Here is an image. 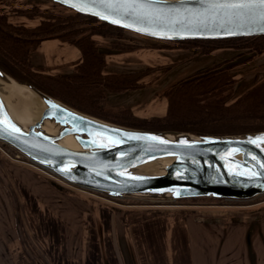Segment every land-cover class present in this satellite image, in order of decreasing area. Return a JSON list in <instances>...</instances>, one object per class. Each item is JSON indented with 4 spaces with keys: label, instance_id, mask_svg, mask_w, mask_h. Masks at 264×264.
<instances>
[{
    "label": "water",
    "instance_id": "95a60500",
    "mask_svg": "<svg viewBox=\"0 0 264 264\" xmlns=\"http://www.w3.org/2000/svg\"><path fill=\"white\" fill-rule=\"evenodd\" d=\"M49 1L155 41L264 36L258 10L206 11L202 0H157L159 15L151 16H130L107 6L115 0ZM18 92L34 94L44 104L40 121L29 127L11 112L20 107ZM47 122L53 131L46 130ZM68 137L79 149L63 143ZM261 138L264 131L197 136L118 125L80 112L0 69V140L70 185L112 198L247 201L264 195Z\"/></svg>",
    "mask_w": 264,
    "mask_h": 264
},
{
    "label": "crops",
    "instance_id": "0c3cea01",
    "mask_svg": "<svg viewBox=\"0 0 264 264\" xmlns=\"http://www.w3.org/2000/svg\"><path fill=\"white\" fill-rule=\"evenodd\" d=\"M15 1L17 0H0V11L11 14L16 7ZM20 18L28 20L27 23L30 24H18L32 27L38 23L29 21L32 19ZM105 41L107 39H101L102 44ZM160 43L157 47L141 45L128 52L101 48L106 55L104 75L152 70L141 81L145 83L141 88L109 93L108 106L130 109L140 118L164 116L168 101L161 96L163 91L219 66H233L231 74L239 81L236 84L237 90H247L264 78V54L249 58L251 54H247L245 50L222 48L204 55L200 48H175L167 44L170 42ZM30 61L37 70L51 75L70 76L82 61V53L67 42L48 39L42 41L31 53ZM9 165L0 157V201L8 197L13 202L4 205L6 216L12 210L16 218L9 220L10 225L28 226L34 232L45 234L49 242L58 243L57 249L49 247L44 252L47 257L49 254L51 264H87V259L92 260L93 264H264L263 208L254 210L252 216L237 225L221 222L211 224L199 221L196 217L133 213L129 216V235L123 239L119 237L118 244V241L111 239L108 230H105L103 236H99L95 223L92 234L85 231L84 221L79 220V225L76 224L75 228L61 200V204L50 205L39 193L36 186L38 187V183L44 184L43 180L27 170ZM63 212L65 215H61ZM71 236L73 240L70 239ZM76 238L79 249L73 245ZM22 240L24 239L20 236L13 238V247L9 246V249H18L15 257L20 259L19 264H41L40 261L36 262L34 252L27 254L24 247L21 248ZM36 241L41 242L37 238ZM0 242L10 255L5 238ZM124 245L125 250H122ZM4 257L5 254H0V263L4 261Z\"/></svg>",
    "mask_w": 264,
    "mask_h": 264
},
{
    "label": "trees",
    "instance_id": "16d2710c",
    "mask_svg": "<svg viewBox=\"0 0 264 264\" xmlns=\"http://www.w3.org/2000/svg\"><path fill=\"white\" fill-rule=\"evenodd\" d=\"M70 11L72 14L68 16H45L32 27L13 23L10 14L0 12V69L15 80L28 82L80 112L130 128L177 131L197 136L264 131V80L235 98V79L229 74L231 66H219L167 88L161 93L168 101L164 116L140 118L130 109L111 108L107 104L109 93L141 88L145 84L141 81L152 70L104 75L106 55L101 51V39H121L124 30ZM13 14L34 20L18 11ZM48 39L62 40L81 51L82 61L72 75H51L33 67L31 53ZM175 43V48H200L204 55L222 48L264 53V36ZM121 46L118 48V44H114L112 47L123 52L140 47L129 43Z\"/></svg>",
    "mask_w": 264,
    "mask_h": 264
},
{
    "label": "rangeland",
    "instance_id": "374dc122",
    "mask_svg": "<svg viewBox=\"0 0 264 264\" xmlns=\"http://www.w3.org/2000/svg\"><path fill=\"white\" fill-rule=\"evenodd\" d=\"M15 3L16 7L12 10V13H14V11H18L25 15H30L34 18V20H29L32 21V23H35V21L39 22L45 16H49L51 14H56L58 16H68L72 14L69 9L61 5L59 6V4L57 5L56 3H53L49 0H17L15 1ZM12 13L10 14V21L13 23L18 24L28 22V20H23L20 17L24 19H30L26 16H18ZM120 35L121 39H118V37L103 38L107 39V41L103 42V44L101 43V48L104 47L109 50H114L115 47H112L114 44H118V48H121V45H126L128 43L139 46L142 45L143 47H157L159 44L161 45L160 41L142 37L125 30ZM126 36H129V38H127ZM167 44H171L174 47L176 46L175 42H170ZM245 51L247 54H251V57L249 58L259 57L264 54H256L255 52L249 51L247 49ZM232 68L233 66H231L229 74L235 79V98H238L244 92L264 80L263 78L260 82H257L247 90H237L236 84L239 81L231 74ZM146 77H148V75H146L145 78ZM11 150L12 151L10 152L12 154L17 153L13 149ZM0 157L4 158L8 163H10V165L20 167L25 171L27 170L31 175L43 180L44 184L38 183V187L36 186L39 193L42 194V197H44L45 200L49 201L50 205L51 203H59V201L61 200V203L63 202L64 207L67 208L66 214L70 216L71 222H73L72 225H74L75 228L76 224L79 225V220L80 222L84 221L86 224L85 231L88 230L87 232L92 234L94 233L93 229L95 223V228L97 229V234H99V236H103L105 234V230H108L107 233L112 236L111 239L113 241H118V244L120 243L118 239L119 237L120 239H123V237L129 235V216L133 213H150L162 216H187L191 218L196 217L199 221L211 224L221 222L237 225L243 223L245 219L252 216L255 213L254 210H259L260 208L264 209V195H260L254 199L247 201H230L226 199L212 198H194L182 200L112 198L101 192L91 191L70 185L47 169L40 167L41 169L39 170L38 168L31 166V160L29 162V160L25 156H22V158L18 160H12L0 151ZM25 181L27 183H30V181L28 180ZM8 202H10L8 197L6 198V200L0 201V240L3 237L5 238L6 242H8V245L6 246H8V250H10L11 254L9 255L7 252H5L3 243L0 242V254H5L4 261H2L0 264L20 263V259L15 257V252L18 249H12L13 242L11 241L13 240V238L17 239L18 236L24 239L22 240L23 246H21V248L23 249L24 247V251H26L27 254H30L31 251L34 252L37 258V263L38 261H40L41 264H51L49 260V254L47 257L44 252L47 250V248L49 249V247L50 249L51 247L57 249L58 243L49 242L45 234L42 235L40 234L41 232H34V230L29 228L28 226L10 225L11 221L9 220H14L16 218V214L12 210H9L7 212L8 217L6 216L4 205ZM61 215H65V213ZM15 225H17V222ZM36 238L39 241L41 240V242L37 243ZM70 239L73 240L74 238L71 236ZM76 242L77 238L73 245L78 247V244ZM130 243L131 242L129 241V246ZM9 246L12 247L9 249ZM122 250H125V245L122 246ZM36 253L38 254V256ZM86 262L87 264L89 262V264H93L92 260L90 259H87ZM106 263L109 264L108 262ZM76 264H78V262Z\"/></svg>",
    "mask_w": 264,
    "mask_h": 264
},
{
    "label": "snow or ice",
    "instance_id": "6c2138e0",
    "mask_svg": "<svg viewBox=\"0 0 264 264\" xmlns=\"http://www.w3.org/2000/svg\"><path fill=\"white\" fill-rule=\"evenodd\" d=\"M156 2L157 0H115L114 3L108 2L107 6L122 10L130 16H151L153 14L159 15V9L155 7ZM202 2L206 5V11L225 8L258 10L260 20L264 21V0H202ZM104 18L107 19L106 16ZM14 130L18 131V129ZM149 139H155V137ZM261 140L264 141V138ZM160 142L165 143V141ZM253 159L256 158L253 157ZM252 174L256 175V173Z\"/></svg>",
    "mask_w": 264,
    "mask_h": 264
},
{
    "label": "bare ground",
    "instance_id": "6f19581e",
    "mask_svg": "<svg viewBox=\"0 0 264 264\" xmlns=\"http://www.w3.org/2000/svg\"><path fill=\"white\" fill-rule=\"evenodd\" d=\"M17 95L20 99V107L11 110L15 120L24 127H29L40 121L44 104L34 95L30 93L18 92ZM47 131H53V125L47 122L45 125ZM63 143L71 148L79 149V145L71 138H66ZM157 172H164L158 167H155Z\"/></svg>",
    "mask_w": 264,
    "mask_h": 264
},
{
    "label": "built area",
    "instance_id": "2783aa9c",
    "mask_svg": "<svg viewBox=\"0 0 264 264\" xmlns=\"http://www.w3.org/2000/svg\"><path fill=\"white\" fill-rule=\"evenodd\" d=\"M7 146H8L7 144H5L4 142L0 141V151L3 152L4 155H6L7 157H9L12 160H18V159L22 158V156H23L22 154H20L19 152H17L12 147H10V146L7 147ZM8 148H9V150H8ZM10 148L13 149L14 151H16L17 153L15 152L16 154H12L10 152V151H12ZM30 163H32V162H30ZM31 166H33L35 168H38L39 170L41 169L39 166H37V165H35L33 163H32Z\"/></svg>",
    "mask_w": 264,
    "mask_h": 264
}]
</instances>
